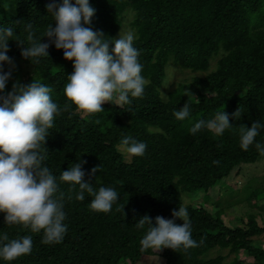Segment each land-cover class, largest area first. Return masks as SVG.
Masks as SVG:
<instances>
[{"label": "trees", "instance_id": "obj_1", "mask_svg": "<svg viewBox=\"0 0 264 264\" xmlns=\"http://www.w3.org/2000/svg\"><path fill=\"white\" fill-rule=\"evenodd\" d=\"M49 2L0 0V24L13 27V39H23V25L31 22L38 37L47 24H54L46 11ZM88 2L94 14L87 27L102 32L109 40V50L122 19L131 13L128 25L135 36L133 46L139 52L141 75L148 81L142 97L131 98L129 105L122 106L102 102V111L93 114L70 102L64 108L62 90L72 64L62 57V50L49 44L48 58L31 64L20 55L24 45L10 39L6 54L13 63L30 65L37 79L51 87V98L63 109L54 116L43 145L47 153L44 163L52 174L58 177L60 170L83 161V179L94 188L112 186L118 199L108 212L93 211L88 207L91 197L85 194L83 200H76L77 186L57 179L67 225L62 240L43 244L40 233L4 224L0 213V231L9 238L32 237L29 254L0 264H136L143 254L158 255L165 264H264V248L253 243L254 236L264 233V226L253 217H247L244 226H229L217 204L216 208L203 203L183 206L181 199L182 191L206 193L234 167L264 156L252 145L247 151L238 146L241 124L247 127L258 120L264 125V0ZM213 57L216 64L209 70ZM168 64L204 74L179 82L164 98L161 85ZM17 65L11 67L5 91L14 80L26 84L36 79L27 76L22 80ZM9 67L4 65V70ZM184 103L190 106L189 118L178 121L172 112ZM221 107L229 114L237 108L241 111L239 119L229 115L231 127L221 136L203 128L195 134L188 132L190 123L211 118ZM124 135L145 143L142 156H130L128 162L122 159L118 145ZM254 139L264 141V127ZM93 166L99 170L89 175ZM247 199H256L258 207L264 208V174ZM177 206L187 209L197 246L140 251L143 230L136 229V220L143 215L170 218ZM174 222L182 221L175 218ZM244 256L252 261L243 260Z\"/></svg>", "mask_w": 264, "mask_h": 264}, {"label": "clouds", "instance_id": "obj_2", "mask_svg": "<svg viewBox=\"0 0 264 264\" xmlns=\"http://www.w3.org/2000/svg\"><path fill=\"white\" fill-rule=\"evenodd\" d=\"M46 11L54 24H47L38 37L31 22L23 25V39H13V27L0 24V213L4 224L20 225L31 233H40L41 243L53 244L62 240L67 228L63 194H58L57 179L69 182L70 187L77 186L76 200H83L85 194L91 197L88 207L93 211L108 212L118 193L112 186L94 188L84 180L81 167L84 162L80 160L60 170L58 177L52 174L44 163L47 153L43 145L53 127L54 116L63 109L51 98V87L39 79L31 78L26 84L14 80L5 91L14 66L6 54V42L11 39L24 45L20 55L31 64L39 62L41 57L48 58L49 44L62 50L64 59L71 60L72 71L65 77L62 90L66 98L64 108L70 102L82 112L93 114L102 111L101 104L105 101L129 105L131 98L143 96L148 81L141 75L139 52L133 46L134 33L120 31L109 50V40L102 32L87 27L94 14L88 0H50ZM41 36L47 40L41 42ZM4 65H9V70H4ZM222 107L211 118L190 123L188 132L195 134L203 128L214 136H221L231 127L229 115L239 119L241 112L237 108L229 114ZM189 113L190 106L184 103L172 115L184 121ZM262 127L258 120L247 127L241 124L239 148L247 151L252 145L258 154L264 155V141L254 139ZM119 143L129 156H142L146 148L143 141L128 135L122 136ZM98 170L99 166H93L88 170L89 175ZM175 218L182 222L175 223ZM135 227L143 230L138 241L142 252L161 248L188 250L197 246L191 235L189 213L183 206L171 210L170 218L140 216ZM31 249L30 235L9 238L6 232L0 231V261L11 262L29 254Z\"/></svg>", "mask_w": 264, "mask_h": 264}, {"label": "rangeland", "instance_id": "obj_3", "mask_svg": "<svg viewBox=\"0 0 264 264\" xmlns=\"http://www.w3.org/2000/svg\"><path fill=\"white\" fill-rule=\"evenodd\" d=\"M130 18L131 13L128 12L121 21V28L116 39L118 38L120 31L124 32L131 30L128 25ZM16 64H19L17 65V71L22 80H25L27 76L36 79L38 78L30 65L19 62L13 63L14 66ZM215 64L216 58L213 57L210 60L209 70L214 69ZM165 71V79L161 85V92L164 98L169 91L173 90L178 85L179 82L188 81L195 75L204 74V72H193L187 69H181L173 64H168ZM118 151L124 161L128 162L130 160V156L124 151L121 145H118ZM263 174L264 156H261L252 163L234 167L226 177L210 187L206 193L191 194L182 191V205L185 206L189 203H203L209 208H212L211 206L215 207V204H217L224 210L225 214H223L222 218L225 224L229 226H233V224L244 226L247 217H253L258 224L264 226V208L258 207L256 199H247L249 192L261 183ZM253 239L255 246L264 248V233L254 236ZM221 253H225V250L223 249ZM228 259L229 257L227 260ZM243 260L252 261V258L244 256ZM136 264H165V262L163 258L158 255L143 254Z\"/></svg>", "mask_w": 264, "mask_h": 264}]
</instances>
